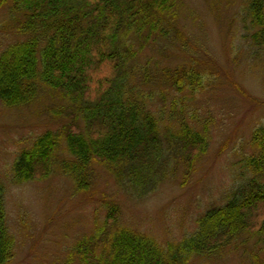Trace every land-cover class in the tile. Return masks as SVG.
Returning <instances> with one entry per match:
<instances>
[{
	"label": "trees",
	"instance_id": "16d2710c",
	"mask_svg": "<svg viewBox=\"0 0 264 264\" xmlns=\"http://www.w3.org/2000/svg\"><path fill=\"white\" fill-rule=\"evenodd\" d=\"M179 3L0 0V9L23 15L20 31L27 34L0 52V103L29 105L45 85L75 106L72 121L39 135L20 152L12 167L15 181L48 178L58 154L68 152L71 159L62 169L79 192L90 190L93 170L102 167L125 191L143 196L173 175L174 158L184 168L183 186L190 182L209 149L208 134L186 122L184 108L163 107L154 113L149 95L129 84L137 69V38L147 45L169 37ZM248 9L254 29L246 38L264 49V0H249ZM186 80L192 92L202 86L201 74L190 70L175 78L179 92ZM176 112L180 123L173 121ZM251 146L253 153L243 160L247 178L224 205L199 218L194 233L162 243L121 224V208L111 203L104 219L75 243L63 264H189L195 257L223 255L239 240L246 244V237L255 240L259 262L264 251V122L254 130ZM15 255L0 180V264H12Z\"/></svg>",
	"mask_w": 264,
	"mask_h": 264
},
{
	"label": "rangeland",
	"instance_id": "374dc122",
	"mask_svg": "<svg viewBox=\"0 0 264 264\" xmlns=\"http://www.w3.org/2000/svg\"><path fill=\"white\" fill-rule=\"evenodd\" d=\"M248 3L180 0L169 37L147 45L137 38L134 43L137 69L129 84L149 95V109L184 108L186 122L209 136V149L186 186L183 165L174 158L173 175L143 196L125 191L102 167L93 170L90 190L79 192L62 169L71 159L68 152L58 154L48 178L19 183L12 167L20 152L39 135L72 121L75 106L45 85L29 105L0 103V180L6 188L8 226L16 239L12 264L65 263L111 203L121 208V224L166 243L194 233L202 215L230 199L247 178L244 156L253 153L252 134L264 122V49L246 38L254 29ZM24 19L8 7L0 9V52L26 39L20 31ZM190 70L201 74L202 86L192 92L186 80L179 92L175 78ZM175 114L173 121L180 123V114ZM80 124L84 126L83 120ZM246 238V244L239 240L223 255L195 257L189 264L264 262V251L257 262L255 240Z\"/></svg>",
	"mask_w": 264,
	"mask_h": 264
}]
</instances>
